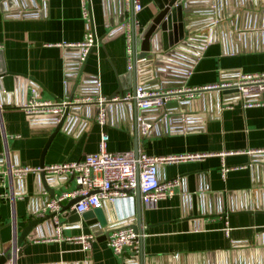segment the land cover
Instances as JSON below:
<instances>
[{"label": "crops", "instance_id": "obj_1", "mask_svg": "<svg viewBox=\"0 0 264 264\" xmlns=\"http://www.w3.org/2000/svg\"><path fill=\"white\" fill-rule=\"evenodd\" d=\"M140 1L143 10L132 16L122 10L121 0H89L100 43L84 64L78 48L66 47L85 40L88 25L82 0H15L6 8L0 4V44L7 70L28 78L25 92H18L0 107V168L4 172L0 178L1 240H12L14 231L9 224H17L20 234L31 211L42 209L53 199L39 173L18 178L12 169L82 160L98 152L104 133L109 136V152L134 150V130L142 115L152 128L145 136L139 134V152L150 156L210 154L201 161L160 167L161 180L180 179L181 185L173 198L159 202L157 208L144 209L142 205L146 264H264V153H253L264 150V95L261 106L244 108L232 95L206 94L197 98L195 108H165L168 119L163 123L157 122L161 110L141 113L133 104H124L106 110L104 127L97 121L95 106L73 107L59 131L58 118L63 114L30 117L19 107L34 97L30 80L36 82V97L42 101L116 94L118 77L129 71L122 24L134 17L141 35L159 14L155 0ZM196 4L197 33L207 34L212 41L193 65L191 46L189 54L175 59L177 64L165 62L166 75L157 88H199L235 81L241 74L264 73V0H220L216 25L211 3L196 0ZM209 22L212 25L207 27ZM189 68L191 72L186 74ZM154 75L153 71L148 74L156 80ZM173 103L181 101L169 104ZM224 166L229 168L226 177ZM59 177L62 184L55 197L77 189L72 177ZM195 204L208 217L191 221L185 231L178 220L192 213ZM244 207L252 211L236 212ZM102 208L110 225L118 226L136 213L135 196L118 206L105 204ZM227 219L231 237L225 233ZM54 234L50 223L34 241L27 240L16 264H123V258L133 254L126 250L117 256L104 233L95 235L89 250L80 242L48 241ZM64 234L94 235L85 221L65 227Z\"/></svg>", "mask_w": 264, "mask_h": 264}, {"label": "built area", "instance_id": "obj_2", "mask_svg": "<svg viewBox=\"0 0 264 264\" xmlns=\"http://www.w3.org/2000/svg\"><path fill=\"white\" fill-rule=\"evenodd\" d=\"M125 10L130 13L131 4H133L134 14L143 10L140 0H124ZM212 12L215 15L214 24H219L218 5H211ZM82 14L88 25L85 40L79 44H67L66 47L78 48L81 51L80 61L86 62L92 49L96 46L97 37L93 28V16L89 5V0H82ZM122 29L127 39V59L128 70L133 67V44L134 39L140 36L139 22L134 18H128L123 24ZM211 29V27L209 28ZM212 40L207 39V35H197L195 41L190 44L193 48L191 52V65L197 63ZM188 46V47H190ZM186 47V50H188ZM3 45L0 44V51ZM183 55H186V53ZM181 55V56H183ZM191 72V70H190ZM189 72V73H190ZM223 91H229L228 95L243 102L244 108H252L263 104L261 97L264 95V73L241 74L235 81H223L214 85H208L199 88H152L146 82L139 83L134 91H130L123 96L117 95L111 99L109 97L99 96H79L74 97L73 101L53 102L37 99L38 90L33 88L34 97L28 99L20 105L28 116H46L62 115L67 107L76 106H95L104 107L109 103L129 104L135 103L141 113L153 110H162L170 102H179L185 100H195L205 93H217L221 95ZM2 107V105H0ZM97 121L101 126L107 123L106 109H101L97 116ZM138 132L145 136L152 128V124L147 122L142 115L137 119ZM109 136L104 133L101 137L99 150L96 153L86 155L82 160L69 162L62 165L45 167L49 175L70 176L77 184L74 191L64 192L60 196L54 197L45 204V206L33 212L37 218H45L48 215H54L51 219L55 234L48 241L56 242H80L85 250L92 247L96 236L93 234L82 235L79 237H67L64 234L65 226L62 221V209L66 201L76 198H82L74 209L79 215L89 211L102 208L105 204H116L125 201L132 196L129 191L135 190L140 185L141 199L144 209H155L159 202L171 199L175 196L177 189L181 185L180 179L161 180L160 167L180 164L186 162L201 161L209 157L210 154H184L177 156H150L144 152L135 153L134 150L112 153L108 151ZM253 153L263 154L264 150ZM40 168H17L12 169L11 173L18 178H23L31 172L40 173ZM229 168L224 166L222 173L226 177ZM4 174L0 168V178ZM130 209L132 210L131 206ZM131 213V212H130ZM130 215H135L132 212ZM128 215L125 220H130ZM231 224L227 219L225 223V233L231 237ZM140 235L136 234L134 229L126 225L121 228L110 230L107 234V244L117 256H122L126 250L133 253L140 252ZM130 258V257H129Z\"/></svg>", "mask_w": 264, "mask_h": 264}, {"label": "water", "instance_id": "obj_3", "mask_svg": "<svg viewBox=\"0 0 264 264\" xmlns=\"http://www.w3.org/2000/svg\"><path fill=\"white\" fill-rule=\"evenodd\" d=\"M15 0H0V4L2 7L6 8L7 4L12 5ZM204 1V0H203ZM206 5L209 3L218 4L220 0H205ZM159 14L155 17L151 24H149L142 34L134 39L133 44V67L126 74H123L118 77V90L116 94L109 97V99L120 95L123 96L130 91H134L139 83L146 82L149 87L156 88L159 81L164 78L166 67L165 62L177 64L175 59L181 57L183 53L189 54L186 50V47L190 46L191 43L195 41V37L198 35L197 26L195 21V6L196 0H155ZM13 6V5H12ZM121 8L125 11V1L121 0ZM207 9V8H206ZM131 13L134 16L133 4H131ZM212 25L209 22L206 26ZM210 28V27H209ZM207 35V34H201ZM100 41H96L97 45ZM184 57V56H183ZM153 71L155 72V78L152 76H148V74ZM190 72V68L187 69L188 74ZM83 70L81 72V75ZM26 80V81H25ZM31 81V86L37 88L36 82ZM26 82H28V78L23 76L13 74L8 72L7 66L5 63V58L3 51H0V105H5L9 103L12 97L17 96L18 92H25ZM33 82V83H32ZM19 85H21L19 88ZM79 87V82L76 85V90ZM206 94H215L217 93H205L201 97H204ZM224 95H228L229 91H223ZM199 97V98H201ZM73 98H70V101H73ZM224 98V97H223ZM199 99H195L192 101H182L180 104L173 103L167 104L165 108H169L175 106L176 108H182V110L187 107L193 106L195 108L196 103ZM224 100V99H223ZM123 104H115L109 103L102 107L103 109L114 108L118 109L120 105ZM136 106L135 103H129ZM220 104V102H219ZM117 106V107H116ZM74 108L80 106H73ZM71 106L67 107L64 114L58 118L60 119V124L57 126V131L62 128L63 123L69 118ZM100 107H96L95 115L98 116L101 112ZM162 109L158 114L162 116H158L157 122H165L168 119L165 114L166 109ZM59 117V116H58ZM135 142H134V151L136 154L139 153V132H138V124L134 130ZM50 143L45 148L43 153H46V150L49 148ZM45 164L41 162L40 169L42 170L39 173L40 181L44 187V189L48 192L50 197L54 198L57 188L62 184V180L57 175H49L45 171ZM77 188H81L78 186ZM191 193H195V191H191ZM129 194L135 196L136 200V213L135 215H130V220L121 222L118 226H111L109 220L104 213L103 208H98L93 211H89L83 215H79L74 206L82 200V198L73 199L63 207L61 217L63 219L64 226L71 227L77 226L85 221L87 226L91 228V231L94 235H100L102 233L108 234L110 230L115 228H121L126 225H129L132 229H134L135 233L140 235V252L133 253L130 258H123V264H146L145 256H144V220H143V208L141 201V190L140 185L135 190L129 191ZM196 197V196H195ZM50 201V200H48ZM113 205V204H110ZM118 206V203L115 204ZM132 208V204L130 205ZM251 212L252 209L250 207L243 208L241 210H236V212ZM132 214V213H131ZM54 215H48L45 218H37L33 216V212L31 211L29 219L20 234H18L17 224L12 222L9 224L13 227V238L10 242L3 243L0 235V264H16V261L19 257L22 256L23 250L26 247V241L32 240L34 241L43 233L44 228L48 224L53 223L51 219ZM208 216L201 214V211L198 210V205H194V211L186 215L183 219L178 220L180 227H183L185 231H189V224L191 221L206 219ZM3 230V227L0 225V234ZM37 236V237H36ZM107 238V236H106ZM242 264V262H240ZM257 262H253L252 264H256ZM259 263V262H258Z\"/></svg>", "mask_w": 264, "mask_h": 264}]
</instances>
